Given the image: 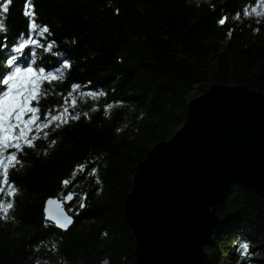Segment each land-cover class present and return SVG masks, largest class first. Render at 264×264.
<instances>
[{
    "label": "trees",
    "instance_id": "trees-1",
    "mask_svg": "<svg viewBox=\"0 0 264 264\" xmlns=\"http://www.w3.org/2000/svg\"><path fill=\"white\" fill-rule=\"evenodd\" d=\"M256 3L34 0L37 23L50 28L42 42L55 41L52 52L36 49L38 65L51 70L71 64L62 81L44 84L41 120L48 110H62L72 84L82 87L68 107L80 115L44 129L35 147L18 153L21 164L10 169V181L19 192L10 219H0V264H96L105 257L111 264H140L124 217L136 166L184 124L187 99L198 86L237 84L264 93V18L257 23L254 15H243ZM24 4L13 0L6 14L9 47L27 34ZM224 15L228 20L220 25ZM7 51L0 45L4 72ZM64 180L71 183L65 187ZM69 192L76 194L69 212L80 211L75 225L64 231L47 221L45 227L46 199ZM218 213L203 264H264V196L233 183ZM244 240L250 244L247 258L238 251Z\"/></svg>",
    "mask_w": 264,
    "mask_h": 264
},
{
    "label": "water",
    "instance_id": "water-1",
    "mask_svg": "<svg viewBox=\"0 0 264 264\" xmlns=\"http://www.w3.org/2000/svg\"><path fill=\"white\" fill-rule=\"evenodd\" d=\"M233 183L264 196V93L246 85H200L187 99L184 124L136 166L124 217L138 262L203 264ZM75 197L47 198L44 215L46 208L56 211L49 199L61 201L72 228L80 211L71 214L67 205Z\"/></svg>",
    "mask_w": 264,
    "mask_h": 264
},
{
    "label": "snow or ice",
    "instance_id": "snow-or-ice-1",
    "mask_svg": "<svg viewBox=\"0 0 264 264\" xmlns=\"http://www.w3.org/2000/svg\"><path fill=\"white\" fill-rule=\"evenodd\" d=\"M12 3L13 0H4L3 3H0V45L8 49L3 53L6 56L4 67L8 71L0 70V219L5 221L10 219L9 213L15 207V196L19 192L15 183L10 181V169L21 164L18 153L22 152L25 146L35 147L34 141L39 138L44 129H48L53 124L60 127L66 124L69 119H79L80 114L72 115L68 104L73 93L82 87L79 84H72L71 91L64 97L62 110L58 108L56 114L48 110L41 120L39 101L42 96L46 97L48 94L43 87L44 84L52 85L53 82L62 81L64 70L70 68L71 64L65 61L61 66L51 70L46 66L38 65L36 49L52 52L55 41L46 45L42 42L46 39V34L50 33V28L37 23L34 0H25L24 4V16L28 18L27 34L20 33L9 47L6 14L9 13ZM243 15L247 17L254 15L259 23L261 18H264V0H257L255 7L244 8ZM235 18L240 19L239 12L236 13ZM227 20V15H224L218 20V23L224 25ZM26 49L30 50V56L26 55ZM80 95L96 98L105 95V93L81 91ZM71 104L72 107H75V99H71ZM111 107V105H106L105 110ZM44 136H47V132H44ZM84 168L85 165L78 166L79 171H83ZM95 173L96 170L92 169L91 174L95 175ZM62 183L67 187L71 181L64 180ZM74 197L75 194L69 192L64 200L70 202ZM47 204L55 205L56 211L45 209L46 223L44 226L48 227L47 221H51L56 227L67 231L73 220L70 215L64 212L62 202L49 199ZM79 207L84 208L85 204L81 202ZM249 248V242L244 240L239 244L238 251L242 257L247 258L250 256Z\"/></svg>",
    "mask_w": 264,
    "mask_h": 264
}]
</instances>
